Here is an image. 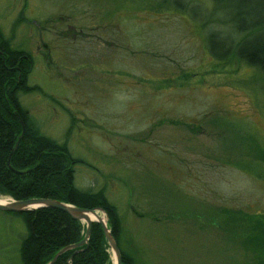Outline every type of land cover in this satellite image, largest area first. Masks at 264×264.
<instances>
[{"label":"rangeland","instance_id":"obj_1","mask_svg":"<svg viewBox=\"0 0 264 264\" xmlns=\"http://www.w3.org/2000/svg\"><path fill=\"white\" fill-rule=\"evenodd\" d=\"M262 2L0 0L1 30L43 92H18L20 104L82 161L74 185L104 188L135 264H255L240 241L264 225V74L211 49L237 53L226 20L249 7L263 18ZM112 11L115 41L96 28ZM26 234L0 210V264H22Z\"/></svg>","mask_w":264,"mask_h":264},{"label":"trees","instance_id":"obj_2","mask_svg":"<svg viewBox=\"0 0 264 264\" xmlns=\"http://www.w3.org/2000/svg\"><path fill=\"white\" fill-rule=\"evenodd\" d=\"M216 1L213 0L215 4ZM174 3L178 7V3ZM258 7L264 8V2ZM253 11L254 7L243 9L242 22H236L234 17L226 20L235 27V38L228 37L226 41L231 48L237 47V53L231 56L229 52L227 55L211 50L219 60L233 59L237 54L240 62L264 74V17L252 18ZM24 20L22 14L20 22ZM32 66L31 54L13 48L0 27V196L13 200L50 198L79 208L100 209L107 216V226L120 250L122 264H135L131 254L119 245L121 221L104 188L85 190L76 187L74 165L82 161L74 158L64 143L43 134L20 104L18 92H42L38 85L27 83ZM179 79L181 85L185 84L190 73L182 72ZM175 122L191 131L196 126ZM256 156L264 162V150ZM9 213L20 216L27 227L19 251L22 264H47L62 247L79 242L86 230L84 223L56 208ZM252 225L259 229L243 234L240 242L251 252L248 256L252 263L264 264V225ZM110 255L101 225L93 222L88 243L63 252L53 264H111Z\"/></svg>","mask_w":264,"mask_h":264},{"label":"water","instance_id":"obj_3","mask_svg":"<svg viewBox=\"0 0 264 264\" xmlns=\"http://www.w3.org/2000/svg\"><path fill=\"white\" fill-rule=\"evenodd\" d=\"M22 125V124H21ZM23 129V125H22ZM23 134V131H22ZM17 145V143H16ZM15 145V148H16ZM6 201H0V210L5 212H14V213H22L27 210H36L41 207H50L60 209L66 212L72 219L79 220L85 224L86 230L83 238L73 244L66 245L62 247L57 253L53 256V258L47 264H53L56 259L65 251L73 248L80 247L84 244L88 243V239L91 232V226L93 222H98L103 230L105 238L107 240L109 250L113 254L112 264H122L120 250L115 241V238L110 232V229L107 226V216L104 213L103 219L100 214L102 212L100 209H84L76 207L70 203L61 202L55 199L50 198H28L23 200H13L10 197H7ZM112 256H110L111 258Z\"/></svg>","mask_w":264,"mask_h":264},{"label":"flooded vegetation","instance_id":"obj_4","mask_svg":"<svg viewBox=\"0 0 264 264\" xmlns=\"http://www.w3.org/2000/svg\"><path fill=\"white\" fill-rule=\"evenodd\" d=\"M111 15H110V22L108 23V20H105V19H102L101 18V20H100V24L96 27V28H101L102 29V34H103V38L104 37H108V36H110L111 35V37L114 39V41H115V32H117L118 30H117V24H116V20H115V15H116V13L115 12H111L110 13ZM106 15H108V13L107 14H105V15H103V14H101V16L103 17V18H107L106 17ZM104 21H106L107 23L106 24H103V22ZM108 27H110V30H108ZM74 34H76V32L74 33ZM78 34H80L81 36H85V34H83V32L80 30L79 31V33ZM110 39V42L108 41V39L106 40V42H109V45L111 46V48H113L114 47V42H113V40L111 39V38H109ZM111 40H112V43H111ZM113 46V47H112ZM118 45H117V42H116V47H115V49L113 50V53H114V51L118 48L117 47ZM199 126V128H200V125H198ZM192 133H193V131H191Z\"/></svg>","mask_w":264,"mask_h":264},{"label":"bare ground","instance_id":"obj_5","mask_svg":"<svg viewBox=\"0 0 264 264\" xmlns=\"http://www.w3.org/2000/svg\"><path fill=\"white\" fill-rule=\"evenodd\" d=\"M0 201H6V199L0 198ZM103 219H105L103 216H101Z\"/></svg>","mask_w":264,"mask_h":264}]
</instances>
